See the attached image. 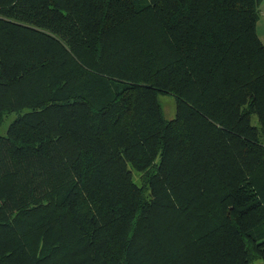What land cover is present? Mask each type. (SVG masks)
<instances>
[{
    "label": "trees",
    "instance_id": "trees-1",
    "mask_svg": "<svg viewBox=\"0 0 264 264\" xmlns=\"http://www.w3.org/2000/svg\"><path fill=\"white\" fill-rule=\"evenodd\" d=\"M262 1L0 0V264L264 262Z\"/></svg>",
    "mask_w": 264,
    "mask_h": 264
},
{
    "label": "rangeland",
    "instance_id": "rangeland-1",
    "mask_svg": "<svg viewBox=\"0 0 264 264\" xmlns=\"http://www.w3.org/2000/svg\"><path fill=\"white\" fill-rule=\"evenodd\" d=\"M260 17L257 21V34L259 38L261 39L262 42H264V1L261 2L260 4ZM158 99L161 103V106L163 108L164 114L166 118H174L176 115V101L175 97L171 94L168 93H159ZM14 113L6 114L3 122L0 126V134H4L7 129L8 123L13 119ZM133 179L137 184H140V178L139 175L140 173L133 170ZM252 264H264L261 259H257L252 262Z\"/></svg>",
    "mask_w": 264,
    "mask_h": 264
}]
</instances>
